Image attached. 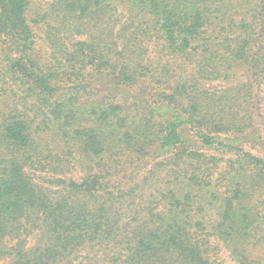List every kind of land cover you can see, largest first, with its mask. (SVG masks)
<instances>
[{"label":"trees","instance_id":"obj_1","mask_svg":"<svg viewBox=\"0 0 264 264\" xmlns=\"http://www.w3.org/2000/svg\"><path fill=\"white\" fill-rule=\"evenodd\" d=\"M211 237L264 264V0H0V264Z\"/></svg>","mask_w":264,"mask_h":264},{"label":"rangeland","instance_id":"obj_2","mask_svg":"<svg viewBox=\"0 0 264 264\" xmlns=\"http://www.w3.org/2000/svg\"><path fill=\"white\" fill-rule=\"evenodd\" d=\"M35 174L39 173L35 172ZM68 177L79 180L81 174L80 172L75 171L74 173L69 174ZM210 239L212 241L210 254L213 259L222 264H239L236 256L231 253L230 248L224 243L223 240H220L216 237H211ZM255 253H260V250L255 251ZM1 264H4V262H1Z\"/></svg>","mask_w":264,"mask_h":264}]
</instances>
